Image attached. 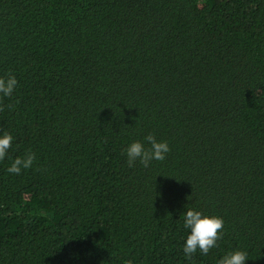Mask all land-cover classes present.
I'll return each mask as SVG.
<instances>
[{
	"label": "trees",
	"instance_id": "16d2710c",
	"mask_svg": "<svg viewBox=\"0 0 264 264\" xmlns=\"http://www.w3.org/2000/svg\"><path fill=\"white\" fill-rule=\"evenodd\" d=\"M9 75L0 264H264V0H0ZM187 210L224 221L191 260Z\"/></svg>",
	"mask_w": 264,
	"mask_h": 264
},
{
	"label": "clouds",
	"instance_id": "9594fccd",
	"mask_svg": "<svg viewBox=\"0 0 264 264\" xmlns=\"http://www.w3.org/2000/svg\"><path fill=\"white\" fill-rule=\"evenodd\" d=\"M17 84L18 81L15 76L9 75L7 79L0 78V94L4 97H11ZM0 111H3L2 107H0ZM145 140L150 144V148L146 149L144 144L137 141L126 149L129 167H132L139 160L147 168L152 160L163 161L170 151L167 142H157L152 135L145 137ZM12 141L13 137L8 132H3L0 135V161L5 159L12 147ZM34 160L35 155L29 152L23 158H16L7 171L19 175L22 169L31 168ZM223 226L224 221L222 218L205 216L199 211L187 210L184 227L190 229V235L187 236L183 247L187 259L191 260L193 254L198 250L200 253L208 255L211 249L218 247L217 242L222 237ZM246 261V252L235 251L220 259L219 264H246Z\"/></svg>",
	"mask_w": 264,
	"mask_h": 264
}]
</instances>
